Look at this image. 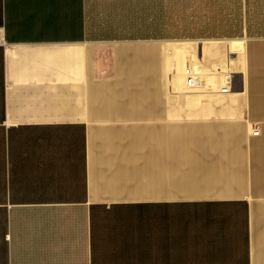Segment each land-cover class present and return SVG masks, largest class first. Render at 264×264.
<instances>
[{
	"label": "crops",
	"instance_id": "obj_1",
	"mask_svg": "<svg viewBox=\"0 0 264 264\" xmlns=\"http://www.w3.org/2000/svg\"><path fill=\"white\" fill-rule=\"evenodd\" d=\"M0 27V264H264V0H0Z\"/></svg>",
	"mask_w": 264,
	"mask_h": 264
},
{
	"label": "built area",
	"instance_id": "obj_2",
	"mask_svg": "<svg viewBox=\"0 0 264 264\" xmlns=\"http://www.w3.org/2000/svg\"><path fill=\"white\" fill-rule=\"evenodd\" d=\"M4 41V37H3V28L0 27V43H3ZM253 134L254 135H259L260 134V130L259 129H254L253 130Z\"/></svg>",
	"mask_w": 264,
	"mask_h": 264
}]
</instances>
